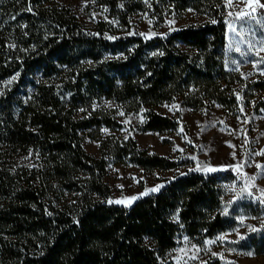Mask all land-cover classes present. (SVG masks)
<instances>
[{
	"label": "trees",
	"instance_id": "16d2710c",
	"mask_svg": "<svg viewBox=\"0 0 264 264\" xmlns=\"http://www.w3.org/2000/svg\"><path fill=\"white\" fill-rule=\"evenodd\" d=\"M2 1L16 23L7 34L0 24V71L22 70L32 91L0 102V264H172L168 255L182 236L202 243L238 226L224 209L227 185L239 180L233 170L190 172L168 180L158 194L131 208L107 206L103 201L112 189L105 177L111 162L147 172L180 165L141 149L132 138H97L102 154L97 159L83 148L82 133L120 125L96 113L76 118L81 107L105 98L130 111L149 108L142 130L165 134L180 122L154 108L176 98L195 108L209 101L233 109L240 94H249L240 90L246 84L241 75L226 69L228 19L216 13L223 0H162L180 11L215 13L214 21L165 37H120L115 44L106 34H82L69 10L38 0ZM110 1L114 8L120 3ZM18 4L24 8L20 12ZM45 29L63 34L62 39L46 42ZM3 37L12 38L14 48H7ZM131 46L135 52L130 54L126 48ZM112 48L125 52L126 59L101 64L103 52ZM24 50L29 58L21 53L9 62L8 53ZM88 59L97 64H81ZM59 78L72 94L69 102L57 93ZM251 86L264 91L262 83ZM33 152L38 154L35 166L17 165V155ZM253 193L264 205V192ZM68 196L74 201L68 202ZM235 247L264 256V228Z\"/></svg>",
	"mask_w": 264,
	"mask_h": 264
},
{
	"label": "rangeland",
	"instance_id": "374dc122",
	"mask_svg": "<svg viewBox=\"0 0 264 264\" xmlns=\"http://www.w3.org/2000/svg\"><path fill=\"white\" fill-rule=\"evenodd\" d=\"M48 7L57 6L69 10L75 16L78 30L85 35L99 38L109 35L110 42L125 36H139L149 39L152 36L165 37L173 32L189 27H199L213 22L215 13L201 14L193 9L180 11L162 3V0H120L114 8L110 0H38ZM138 4V7H132ZM157 7L155 8V6ZM9 6L0 0V24L4 33L16 23ZM16 9H24L18 4ZM264 0H223L217 7V15L228 19L226 31V69L238 72L246 81L241 87L238 104L233 109L207 101L204 106L195 108L184 104L182 98L160 105L154 110L163 116L180 122L173 132L159 134L144 132L149 108L130 111L127 106L105 98L95 99L90 107H81L76 118H91L93 114L107 116L120 126L114 130L102 127L82 133L85 151L97 158L102 157L97 138L113 137L119 140L129 138L137 141L139 147L152 154L161 155L180 165L178 169L147 172L130 164L110 163L107 166L105 182L112 189L110 198L103 201L107 206L131 208L138 200L151 194H158L168 180L197 172L203 175L220 174L233 170L239 180L227 185L224 209L233 213L238 226L234 230L221 233L202 243L182 236L179 245L168 255L172 264H264V256H257L251 250L235 247L247 237L264 228V205L253 192H264V91H255L251 84H264ZM23 14V11H21ZM25 12H33L27 8ZM19 16V15H18ZM22 17L18 22H22ZM12 24V25H11ZM47 39H62L54 30H44ZM49 34V35H48ZM8 35L7 37H9ZM7 48L13 46L12 38L3 37ZM33 46V45H32ZM14 48V46H13ZM34 49V46H33ZM128 52L135 49L127 47ZM13 51V50H12ZM15 52V51H14ZM29 52L8 53L9 62L14 57ZM127 54L118 49L103 52L100 63L121 62ZM81 64L95 66L92 60H81ZM23 79L25 81H23ZM38 79H42L38 77ZM57 93L66 102L72 94L66 91L65 83L59 78ZM24 82V83H22ZM20 90V91H19ZM23 91H32L23 71L5 74L0 71V102L9 98L22 97ZM2 104L1 106H3ZM19 166L38 162L35 152L24 156L17 155ZM68 196V202L74 201ZM39 252L37 255H40Z\"/></svg>",
	"mask_w": 264,
	"mask_h": 264
}]
</instances>
